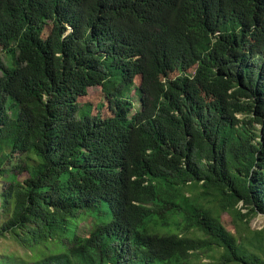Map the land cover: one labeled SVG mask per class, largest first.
Returning a JSON list of instances; mask_svg holds the SVG:
<instances>
[{"label": "trees", "instance_id": "trees-1", "mask_svg": "<svg viewBox=\"0 0 264 264\" xmlns=\"http://www.w3.org/2000/svg\"><path fill=\"white\" fill-rule=\"evenodd\" d=\"M0 49V264H264V0H0Z\"/></svg>", "mask_w": 264, "mask_h": 264}, {"label": "rangeland", "instance_id": "rangeland-1", "mask_svg": "<svg viewBox=\"0 0 264 264\" xmlns=\"http://www.w3.org/2000/svg\"><path fill=\"white\" fill-rule=\"evenodd\" d=\"M0 57L2 58L4 62L8 61L7 53L3 51L2 49H0ZM81 100L82 102H89L91 104L93 103L96 105V103L100 101H105V98H104L103 92L101 91L100 86H95V87L90 88L89 94L82 97ZM93 111L96 112L95 106L93 108ZM104 111L105 112L108 111V106L104 108ZM239 208H241L244 213L248 212V208H246L244 205H240ZM222 219H223L224 224L229 229L234 230L233 218L230 214H228L227 212L222 213ZM251 226L255 229H263L264 228V213H260L256 215L251 222ZM218 256L219 255H217V257ZM201 257L202 258L200 260L198 259L195 260V264H212V262L215 260V259H212L206 256H201Z\"/></svg>", "mask_w": 264, "mask_h": 264}]
</instances>
